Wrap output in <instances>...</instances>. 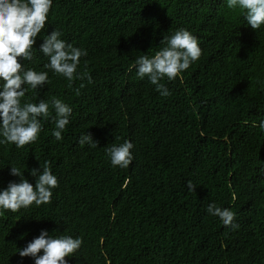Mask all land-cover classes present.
Segmentation results:
<instances>
[{
	"label": "trees",
	"instance_id": "1",
	"mask_svg": "<svg viewBox=\"0 0 264 264\" xmlns=\"http://www.w3.org/2000/svg\"><path fill=\"white\" fill-rule=\"evenodd\" d=\"M179 29L202 55L160 81L165 97L138 77L135 61ZM53 30L87 52L78 71L86 62L91 82L69 88L44 68L39 49ZM33 53L20 62L47 71L50 83L21 103L55 97L72 113L59 141L50 107L35 143H0V191L21 181L11 167L35 186L31 172L45 161L59 182L51 203L0 215V264H35L18 250L41 231L82 239L67 264H264V26L253 31L227 0H52ZM84 134L97 148L79 144ZM124 141L133 160L114 167L105 149ZM209 204L233 211L239 227L209 214Z\"/></svg>",
	"mask_w": 264,
	"mask_h": 264
},
{
	"label": "clouds",
	"instance_id": "2",
	"mask_svg": "<svg viewBox=\"0 0 264 264\" xmlns=\"http://www.w3.org/2000/svg\"><path fill=\"white\" fill-rule=\"evenodd\" d=\"M227 7L242 14L253 31L264 26V0H227ZM51 8L52 0H0V136L3 137L0 143L14 144L18 148L35 143L42 131L40 118L47 119L51 115L50 107L55 111L56 130L52 135L57 141L63 138L62 132L70 122L72 109L55 97L51 105L43 100L39 103H21L29 88L35 91L50 83L47 71L26 69L20 61L33 60V45L38 34L45 29ZM61 35V32L53 30L40 45L39 51L48 58L44 68L65 78L69 88L75 80L87 78L91 82L86 62L85 71H78L81 57L87 56V52L66 43L60 38ZM160 44L163 47L151 58L148 55L139 56L135 67L139 78L147 77L156 91L167 97L170 92L160 81L165 77L168 80L178 77L201 57L202 49L197 38L185 29L177 30L171 37L165 36ZM83 87L81 84L80 88ZM75 91L76 95L80 94L79 89ZM259 127L264 129V121ZM78 142L91 148H97L99 143L90 134L82 135ZM132 148L130 141H124L106 147L105 151L114 167L127 168L133 160ZM11 175L20 176L21 181L11 182L5 190L0 191V215L3 211L16 213L33 204H49L52 190L59 186L48 161L44 162L42 170H32L31 175L36 177L35 186L23 179L20 169L16 167H11ZM195 187L188 181L189 191L193 192ZM207 212L219 217L226 227H239L234 223L235 213L228 208L209 204ZM82 243L81 238H54L47 231H41L37 238L18 251L22 258H35V264H67L65 258L76 253ZM41 251L43 254L38 255Z\"/></svg>",
	"mask_w": 264,
	"mask_h": 264
}]
</instances>
